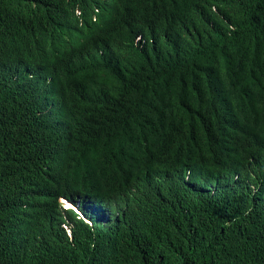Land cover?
<instances>
[{"label":"trees","instance_id":"16d2710c","mask_svg":"<svg viewBox=\"0 0 264 264\" xmlns=\"http://www.w3.org/2000/svg\"><path fill=\"white\" fill-rule=\"evenodd\" d=\"M117 11L113 25L83 28L81 48L61 55L54 38ZM10 12L31 19L0 47L8 264H33L22 244L42 241L18 232L34 226L56 248L46 264H264V197L242 199L255 211L246 226L197 175L199 187L117 193L128 178L135 187L145 167L188 163L211 180L252 167L264 181V0H0V18ZM57 82L55 115L44 113L40 128L36 95ZM81 191L111 201L124 226L93 219L91 229L63 212ZM178 199L183 207L168 206Z\"/></svg>","mask_w":264,"mask_h":264},{"label":"clouds","instance_id":"9594fccd","mask_svg":"<svg viewBox=\"0 0 264 264\" xmlns=\"http://www.w3.org/2000/svg\"><path fill=\"white\" fill-rule=\"evenodd\" d=\"M77 13L80 14L81 11L77 10ZM117 16L118 11L114 17L108 18L106 22L104 18L95 19L93 24L79 25L74 31H72L73 34L70 32V35L67 34L63 38H54L58 45L59 52L61 55L66 57L68 54L81 48L85 37L82 34L83 28L88 30L94 29L100 25L111 26L115 22ZM30 19L31 17L27 14L14 12H10L2 19L0 18V47L8 48L11 42L12 32L28 26ZM61 86V82L46 83L39 89L36 95V108L33 106H26L28 108L36 109L35 120L40 128L43 125L42 119L44 113H51L53 116L55 115L58 105V91ZM195 175L203 181L211 184L212 187L221 189L222 196L219 200H225L227 202L229 210L233 211L236 215L235 220H241V222H243L246 226L249 224L251 219L255 216V211H251L246 207H243L242 199L244 198L248 202L257 203L262 197H264V181L252 167H248V173L236 170L230 176L219 175L218 177H214L212 180L211 176H205L204 173L193 163L181 164L180 166L174 165L172 169L160 172L145 167V169L139 172L140 182L137 183L135 187H133L130 178H128L126 181L122 182V185L117 193L123 197H127L130 196L132 192L133 194L148 191L152 192L161 186H168L170 184L178 186L182 183L199 187L196 186L199 182L196 181ZM192 190H194V188ZM77 194L79 196L78 200ZM253 196L255 197L254 201H250L248 197ZM238 199L239 203L238 205H235L234 201ZM180 201L181 199L170 201L168 202V206L173 208L183 207V205L180 204ZM68 203L65 205L64 201L60 204L62 211L74 213L78 221L81 219L84 220V222L91 229L94 228L93 219H96L103 224H107L109 220L115 219L118 228L120 226H124V219L118 218L117 210L114 209L112 206L113 204L109 200L105 199L101 202H97V199H92L87 192L81 191L74 194L71 198H68ZM64 228L67 231V234L72 236L70 223L65 222ZM201 232L202 231H198L196 234L198 236L202 235ZM18 233V237L24 239H29L31 234H37L42 241L41 245L37 244L36 241L32 239L28 240L27 243L22 244L24 254L33 262V264H46V262L52 258L53 252H55L56 248L53 246L51 236L47 233L43 226L40 228H36L34 226L32 231H29L27 228H23ZM257 242L264 245V237L257 240ZM143 247L147 249L150 248L147 246ZM1 256L5 264H8L7 257L2 253H0V264ZM18 259L19 261L17 264H27L21 257H18ZM64 263L67 264L66 262ZM71 263L74 264L73 262ZM120 264H124V262Z\"/></svg>","mask_w":264,"mask_h":264},{"label":"bare ground","instance_id":"6f19581e","mask_svg":"<svg viewBox=\"0 0 264 264\" xmlns=\"http://www.w3.org/2000/svg\"><path fill=\"white\" fill-rule=\"evenodd\" d=\"M69 204V203H68ZM70 205V204H69Z\"/></svg>","mask_w":264,"mask_h":264}]
</instances>
